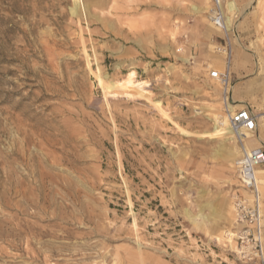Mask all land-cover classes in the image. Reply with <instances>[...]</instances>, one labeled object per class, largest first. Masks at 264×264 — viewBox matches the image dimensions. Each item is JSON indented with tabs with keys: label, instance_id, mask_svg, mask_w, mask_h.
Returning a JSON list of instances; mask_svg holds the SVG:
<instances>
[{
	"label": "rangeland",
	"instance_id": "1",
	"mask_svg": "<svg viewBox=\"0 0 264 264\" xmlns=\"http://www.w3.org/2000/svg\"><path fill=\"white\" fill-rule=\"evenodd\" d=\"M209 7L0 0V264H245L209 133L226 94L264 148V0H230L226 34ZM224 38L228 90L209 78Z\"/></svg>",
	"mask_w": 264,
	"mask_h": 264
},
{
	"label": "built area",
	"instance_id": "2",
	"mask_svg": "<svg viewBox=\"0 0 264 264\" xmlns=\"http://www.w3.org/2000/svg\"><path fill=\"white\" fill-rule=\"evenodd\" d=\"M226 0H209L210 7L207 19L212 26L223 34L225 29L224 6ZM227 38V36H226ZM216 53L224 56L222 71L211 70L209 78L217 82L222 89L230 87L231 45L227 40L215 45ZM232 129L235 132L244 130L249 134L256 131V120L248 109H240L229 115ZM264 166V148H254L245 152L235 162V173L242 194L235 197L234 220L237 231L235 241L237 254L245 264H264V243L261 227V201L259 184L255 176L257 168Z\"/></svg>",
	"mask_w": 264,
	"mask_h": 264
},
{
	"label": "bare ground",
	"instance_id": "3",
	"mask_svg": "<svg viewBox=\"0 0 264 264\" xmlns=\"http://www.w3.org/2000/svg\"><path fill=\"white\" fill-rule=\"evenodd\" d=\"M204 2L207 4L208 0H204ZM229 6H230V0H226L224 8L227 9L229 8ZM199 14L202 15L203 12L199 11ZM223 104H224L225 114H222V113L212 114V122H213L212 132L209 134L212 137L221 138V143H220L219 151L217 154H219L220 156H223L233 168V166L235 165V162L239 158H241L245 152H248L254 148H257V146L253 145L250 140V137L252 134H249L245 132L244 130H239L238 132H235L231 127L229 115L234 113V110L240 107V105H237L234 103H228L226 94L223 99ZM234 140H237V142H239V145L238 143L236 145H233V143L235 142ZM230 146H231V150L228 149V147ZM255 176L257 179V183L262 186L264 183V167L257 168L255 172ZM232 213L233 211L229 213L230 217H232ZM216 214H217V211L214 208H212V215H216ZM230 221L233 223L234 217H232ZM230 236H233V235L231 234L229 235V237ZM220 237L221 235L219 234L218 239H217L218 241H220ZM228 244H229L230 249L236 250V248H234V242L231 238H228Z\"/></svg>",
	"mask_w": 264,
	"mask_h": 264
},
{
	"label": "crops",
	"instance_id": "4",
	"mask_svg": "<svg viewBox=\"0 0 264 264\" xmlns=\"http://www.w3.org/2000/svg\"><path fill=\"white\" fill-rule=\"evenodd\" d=\"M235 1H236V5L244 2V0H235ZM262 239H263V243H264V227H262Z\"/></svg>",
	"mask_w": 264,
	"mask_h": 264
}]
</instances>
